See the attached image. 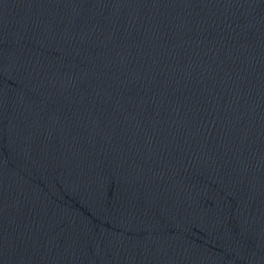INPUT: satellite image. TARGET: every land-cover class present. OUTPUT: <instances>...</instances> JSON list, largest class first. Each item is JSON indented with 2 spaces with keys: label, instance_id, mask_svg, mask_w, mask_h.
<instances>
[{
  "label": "water",
  "instance_id": "obj_1",
  "mask_svg": "<svg viewBox=\"0 0 264 264\" xmlns=\"http://www.w3.org/2000/svg\"><path fill=\"white\" fill-rule=\"evenodd\" d=\"M0 264H264V0H0Z\"/></svg>",
  "mask_w": 264,
  "mask_h": 264
}]
</instances>
